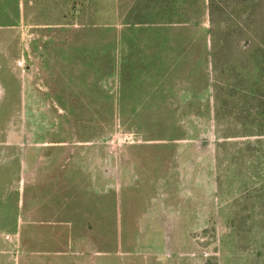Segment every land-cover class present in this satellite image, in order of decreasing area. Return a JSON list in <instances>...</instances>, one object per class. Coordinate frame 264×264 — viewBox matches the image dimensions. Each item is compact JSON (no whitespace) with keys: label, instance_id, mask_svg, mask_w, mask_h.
I'll return each mask as SVG.
<instances>
[{"label":"rangeland","instance_id":"1","mask_svg":"<svg viewBox=\"0 0 264 264\" xmlns=\"http://www.w3.org/2000/svg\"><path fill=\"white\" fill-rule=\"evenodd\" d=\"M0 264H264V0H0Z\"/></svg>","mask_w":264,"mask_h":264},{"label":"trees","instance_id":"2","mask_svg":"<svg viewBox=\"0 0 264 264\" xmlns=\"http://www.w3.org/2000/svg\"><path fill=\"white\" fill-rule=\"evenodd\" d=\"M213 10H212V6H211V2H210V15H212L213 13ZM254 36H256V38L258 37V34L257 32H254ZM254 39V41H256L257 39ZM253 38H248V40L251 42ZM253 42V41H252ZM232 51V50H235V47L233 46V44H230L228 40H226L222 46L218 47V49L216 50V54H219L220 52H226V51ZM215 51V50H214Z\"/></svg>","mask_w":264,"mask_h":264}]
</instances>
